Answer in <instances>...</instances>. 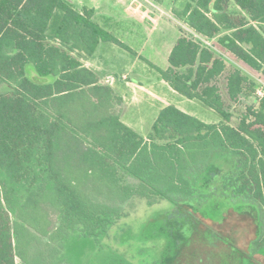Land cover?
Returning a JSON list of instances; mask_svg holds the SVG:
<instances>
[{"label": "trees", "instance_id": "trees-1", "mask_svg": "<svg viewBox=\"0 0 264 264\" xmlns=\"http://www.w3.org/2000/svg\"><path fill=\"white\" fill-rule=\"evenodd\" d=\"M230 2L243 15H234ZM173 13L199 35L217 37L216 45L264 79V0H184ZM93 15L68 0H0V86L8 88L0 91V264H15L16 256L23 264H58L40 259L37 248L108 233L131 198L152 204L192 195L186 174L212 152L234 155L219 191L260 205L263 233L255 244L264 247V93L231 123V104L249 88L254 94L257 82L180 35L159 79L201 100L220 121L167 105L143 137L120 120L121 97L82 62L101 42L131 50ZM27 65L39 82L27 76ZM185 234L173 237L184 241ZM194 248L192 257L169 261L202 264L212 249L202 242Z\"/></svg>", "mask_w": 264, "mask_h": 264}, {"label": "rangeland", "instance_id": "rangeland-1", "mask_svg": "<svg viewBox=\"0 0 264 264\" xmlns=\"http://www.w3.org/2000/svg\"><path fill=\"white\" fill-rule=\"evenodd\" d=\"M68 1L75 9L87 7L86 0ZM99 2L101 9L97 22L131 49L126 50L112 42H101L99 51H105L104 56L108 60L104 63L105 73L121 81L131 80L132 86L138 87V82L150 86L156 81L158 69L167 67L168 50L178 36L198 39L195 32L173 13L174 9L180 10L184 0H96V3ZM229 9L234 15H243L233 2L229 3ZM200 37L225 60L229 68H239L257 82L256 90L259 87L264 89L260 72L252 71L216 45L217 37ZM26 71L32 81H40L31 65H27ZM7 89L6 85L0 86V91ZM130 92L127 93L128 102L132 98ZM156 92L159 96L160 93ZM246 92L239 102L231 104L232 124L245 106L251 105L255 96L258 97L250 88ZM170 102L190 106L189 110L205 122L219 120V115L199 99L177 94ZM151 105L158 107L159 101ZM122 106L117 107L121 114L124 110ZM142 108L146 109V106ZM128 118L133 122L140 120L132 113ZM139 130L144 131L141 127ZM234 158L228 152H212L203 166L193 165L186 174L194 189L192 195L163 198L152 204L141 198H131L123 205L125 216L112 224L108 233L97 238L71 235L61 246L55 247L52 243L47 249L41 245L37 248L41 247L40 259L50 256L55 261L59 260L58 264H173L169 259L175 263L181 262L184 257H192L195 244L202 242L216 252L209 255L215 259L214 264H264V247H258L252 240L263 231L260 205L251 199L235 198L219 191V178L234 168ZM50 217L55 227L54 214L51 213ZM184 229L192 231L191 235L185 234ZM178 232L185 234L184 241L173 237ZM42 240L44 243L47 238ZM15 264L23 262L16 256Z\"/></svg>", "mask_w": 264, "mask_h": 264}, {"label": "crops", "instance_id": "crops-1", "mask_svg": "<svg viewBox=\"0 0 264 264\" xmlns=\"http://www.w3.org/2000/svg\"><path fill=\"white\" fill-rule=\"evenodd\" d=\"M121 1L122 0H117V2H121ZM85 2L87 4V8H91L94 10L93 19L95 21H97L96 19L99 16V10L101 9L100 2L96 3V0H86ZM127 8H129V6H127ZM98 23L100 24V22H98ZM100 44L101 43L98 44L94 53L91 56L82 59V62L84 64V66L94 70L99 75L101 83L110 85L113 88V90L115 91V93L121 97V99H122L121 104L123 105L122 107L124 108V110H123L122 114L120 112L119 113H120V120L123 123H125L127 126L131 127L136 132H138L140 135L145 137L147 135V133L149 132L150 127H151L153 121L155 120L157 114L159 113L160 109L163 108L164 106L173 105V106L177 107L178 109H180V110H182V111H184L190 115L195 116V114L189 110L190 106H188V107L184 106V104H181L182 102L181 103L175 102L176 103L175 105L170 104L171 103L170 101H172V99L179 93H177L175 90H173L167 82L159 79V73L156 76V81L152 85L148 86L149 84H141L138 82V83H136V84H138V87L132 86L131 80L129 82L121 81V80H118L117 78H115L114 75L105 73V66H104L105 64L104 63H106L108 60L104 56L105 51H99L100 46H102ZM170 49L168 50V53H169ZM130 86H132V87H130ZM153 86H155V87H153ZM156 87H159L156 91H158L160 93L159 96H161V97H159L157 95V92L155 91ZM129 90H131L130 93L132 95V98L128 102V94L127 93L129 92ZM222 90H223V88H222ZM157 100L159 101L158 107H154L153 105H151L152 102L157 101ZM143 105L146 106V109L142 108ZM130 113H132L133 116L140 118V120L138 122H133L132 120H130L128 118ZM143 117H144V119H143ZM195 117H197V116H195ZM145 120H147V121H145ZM200 120L205 122L202 119H200ZM219 121H220V117H219V120L214 121L212 123H218ZM206 123H208V122H206ZM140 127L143 128L144 131H140L139 130ZM144 127H146V128L144 129ZM241 224H244V221H241ZM262 233H263V231H262ZM256 238L257 237H254L252 239L254 243H255ZM247 239L250 240L251 237L249 235H247ZM211 254H216V252L213 249H211L209 251V255H211ZM209 255L202 257V259H203L202 264H214L216 262L215 259L210 258ZM259 258H262V257L260 256Z\"/></svg>", "mask_w": 264, "mask_h": 264}, {"label": "built area", "instance_id": "built-area-1", "mask_svg": "<svg viewBox=\"0 0 264 264\" xmlns=\"http://www.w3.org/2000/svg\"><path fill=\"white\" fill-rule=\"evenodd\" d=\"M195 34H196V36L198 37V39H196V40H199V41H201V35H199L198 33H196L195 32ZM203 37V36H202ZM202 42V41H201ZM203 43V42H202ZM208 46V45H207ZM263 93H264V89L262 88V87H259L257 90H256V94L258 95V97H261L262 95H263Z\"/></svg>", "mask_w": 264, "mask_h": 264}]
</instances>
